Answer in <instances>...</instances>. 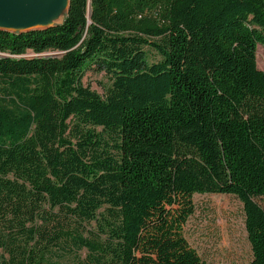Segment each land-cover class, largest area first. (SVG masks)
<instances>
[{
    "label": "trees",
    "instance_id": "16d2710c",
    "mask_svg": "<svg viewBox=\"0 0 264 264\" xmlns=\"http://www.w3.org/2000/svg\"><path fill=\"white\" fill-rule=\"evenodd\" d=\"M257 45L264 0H70L0 29V264H205L183 234L195 193L240 200L264 264Z\"/></svg>",
    "mask_w": 264,
    "mask_h": 264
},
{
    "label": "rangeland",
    "instance_id": "374dc122",
    "mask_svg": "<svg viewBox=\"0 0 264 264\" xmlns=\"http://www.w3.org/2000/svg\"><path fill=\"white\" fill-rule=\"evenodd\" d=\"M65 6L61 5L53 15V20L62 21ZM258 68L264 69V49L257 45ZM51 54V52H46ZM149 58H155L149 50ZM28 55H32L28 52ZM85 85L104 96L111 84L110 77L102 71L89 68L82 78ZM194 212L183 226V234L205 264H249L250 245L244 226L242 203L231 194L195 193L192 195ZM264 207V197L258 198ZM79 259L85 257V250L77 253ZM75 252L67 251L59 264H78Z\"/></svg>",
    "mask_w": 264,
    "mask_h": 264
},
{
    "label": "water",
    "instance_id": "95a60500",
    "mask_svg": "<svg viewBox=\"0 0 264 264\" xmlns=\"http://www.w3.org/2000/svg\"><path fill=\"white\" fill-rule=\"evenodd\" d=\"M69 1L0 0V29L23 32L52 26L58 23L53 15L61 5L65 6L66 14Z\"/></svg>",
    "mask_w": 264,
    "mask_h": 264
}]
</instances>
